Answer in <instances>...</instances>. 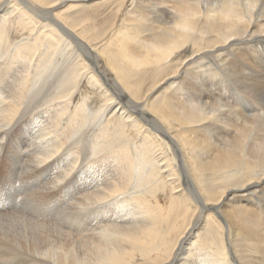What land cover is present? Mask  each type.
Returning a JSON list of instances; mask_svg holds the SVG:
<instances>
[{
    "label": "bare ground",
    "instance_id": "obj_1",
    "mask_svg": "<svg viewBox=\"0 0 264 264\" xmlns=\"http://www.w3.org/2000/svg\"><path fill=\"white\" fill-rule=\"evenodd\" d=\"M0 185V264H264V0H0Z\"/></svg>",
    "mask_w": 264,
    "mask_h": 264
},
{
    "label": "snow or ice",
    "instance_id": "obj_2",
    "mask_svg": "<svg viewBox=\"0 0 264 264\" xmlns=\"http://www.w3.org/2000/svg\"><path fill=\"white\" fill-rule=\"evenodd\" d=\"M57 164H58V162H57ZM53 166H55V165H53ZM62 183H63V179L56 180V182L53 185H51L50 187H51V189H55L57 186H59ZM4 194H5L4 187H3V185H0V198H2L4 196ZM16 195H20V193L17 192ZM196 198H197L198 202H200L202 204V202L199 201V198L198 197H196Z\"/></svg>",
    "mask_w": 264,
    "mask_h": 264
},
{
    "label": "rangeland",
    "instance_id": "obj_3",
    "mask_svg": "<svg viewBox=\"0 0 264 264\" xmlns=\"http://www.w3.org/2000/svg\"><path fill=\"white\" fill-rule=\"evenodd\" d=\"M64 57H65V56H64ZM64 57H63V58H64ZM68 59H69V58H68ZM71 59H72V58H71ZM62 61H63V60H62ZM66 62H67V61H66ZM68 62H69V61H68ZM101 71H103V70H101Z\"/></svg>",
    "mask_w": 264,
    "mask_h": 264
}]
</instances>
